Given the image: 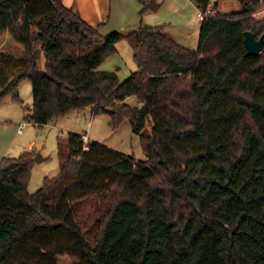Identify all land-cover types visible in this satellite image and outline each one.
<instances>
[{
    "label": "trees",
    "instance_id": "1",
    "mask_svg": "<svg viewBox=\"0 0 264 264\" xmlns=\"http://www.w3.org/2000/svg\"><path fill=\"white\" fill-rule=\"evenodd\" d=\"M140 13L162 0H137ZM197 48L141 23L100 32L62 0H0V100L32 85L25 120L44 125L89 105L129 120L145 160L70 134L59 171L29 193L34 152L0 160V264H264V0H191ZM209 7V8H208ZM126 40L137 69L124 81L99 66ZM43 58V65L40 60ZM135 96L137 103L125 100ZM150 122V127H147ZM97 213L95 232L80 223Z\"/></svg>",
    "mask_w": 264,
    "mask_h": 264
},
{
    "label": "rangeland",
    "instance_id": "2",
    "mask_svg": "<svg viewBox=\"0 0 264 264\" xmlns=\"http://www.w3.org/2000/svg\"><path fill=\"white\" fill-rule=\"evenodd\" d=\"M189 1L191 5L181 10L183 17H168L169 19H163L164 21L158 23L166 24V29L162 32L168 37L186 47L197 48L201 23L196 16V5L191 0ZM151 14L150 12L149 15ZM253 16L255 19H262L264 8L254 13ZM146 22L147 19L144 18V24ZM154 22L157 21L154 20ZM0 50L14 56H21L23 46L11 38L5 39L0 35ZM42 65L43 58L40 60V66ZM99 69L116 71L120 81L126 80L137 69L133 59V50L126 40L116 43V52L104 60ZM32 101V85L27 79L19 83L17 98L12 94H6L0 100V160L3 157H17L26 150L34 152V162L27 184L29 193L37 191L42 186L45 177L52 178L58 173L60 159L69 154L68 137L70 134H87L90 141L100 142L109 148L132 156L137 161L145 160L146 156L140 144L139 134L133 131L129 120L123 121L116 129L112 128L110 117L103 111L94 112V106L89 105L70 111L40 126L24 118L26 112L31 113ZM125 101L135 105L137 98L129 96ZM23 122L25 125L19 132L18 128ZM150 125V122H147L148 128ZM81 212L82 229L85 231L90 229L93 234L96 229L93 223L98 214L86 205L82 207ZM57 264H76V258L72 255L61 254L57 257Z\"/></svg>",
    "mask_w": 264,
    "mask_h": 264
},
{
    "label": "crops",
    "instance_id": "3",
    "mask_svg": "<svg viewBox=\"0 0 264 264\" xmlns=\"http://www.w3.org/2000/svg\"><path fill=\"white\" fill-rule=\"evenodd\" d=\"M62 1L64 5L72 7L86 22L93 26H99L100 32L103 34L113 31L129 32L136 29L141 23L144 24V18L147 19L146 24L151 26H162V31H165L166 24L158 22L164 21L163 19H169L168 17H183L181 10L191 5L189 0H162L157 11L140 13L141 4L137 0ZM150 12L155 15H149ZM153 18L157 22H154ZM1 36L5 39L10 38L8 34H2Z\"/></svg>",
    "mask_w": 264,
    "mask_h": 264
},
{
    "label": "water",
    "instance_id": "4",
    "mask_svg": "<svg viewBox=\"0 0 264 264\" xmlns=\"http://www.w3.org/2000/svg\"><path fill=\"white\" fill-rule=\"evenodd\" d=\"M243 41L246 47V54L257 55L263 48L264 35H260L257 38L252 31L245 30L243 32Z\"/></svg>",
    "mask_w": 264,
    "mask_h": 264
},
{
    "label": "built area",
    "instance_id": "5",
    "mask_svg": "<svg viewBox=\"0 0 264 264\" xmlns=\"http://www.w3.org/2000/svg\"><path fill=\"white\" fill-rule=\"evenodd\" d=\"M209 8V7H208ZM209 12V9H206L205 11H203V10H197V12H196V16H197V18H199V19H202L203 18V16L206 14V13H208ZM25 125V122H23V123H20V126H19V132H21V129H22V127ZM82 140H83V146H82V150H88L89 149V142H90V139H89V137H88V135L87 134H83L82 135Z\"/></svg>",
    "mask_w": 264,
    "mask_h": 264
}]
</instances>
